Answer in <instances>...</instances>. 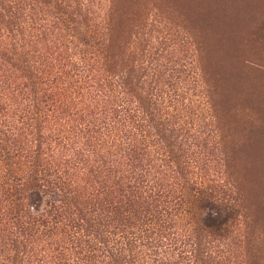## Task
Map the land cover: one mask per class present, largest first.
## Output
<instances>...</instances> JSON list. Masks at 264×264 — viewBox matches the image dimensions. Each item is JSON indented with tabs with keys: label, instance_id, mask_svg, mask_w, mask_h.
I'll use <instances>...</instances> for the list:
<instances>
[{
	"label": "trees",
	"instance_id": "obj_1",
	"mask_svg": "<svg viewBox=\"0 0 264 264\" xmlns=\"http://www.w3.org/2000/svg\"><path fill=\"white\" fill-rule=\"evenodd\" d=\"M121 1L0 0V264H224L240 219L258 258L228 156L205 174L224 89L199 68V124L185 30Z\"/></svg>",
	"mask_w": 264,
	"mask_h": 264
},
{
	"label": "rangeland",
	"instance_id": "obj_2",
	"mask_svg": "<svg viewBox=\"0 0 264 264\" xmlns=\"http://www.w3.org/2000/svg\"><path fill=\"white\" fill-rule=\"evenodd\" d=\"M121 2L136 4L133 10L142 17L154 14L152 7L160 8L169 22L165 24L166 28L172 31L179 25L185 30L179 31L184 43L179 42L176 53L181 59L180 64L190 62L185 82L188 91L183 98L190 100V114L197 117L199 124L205 122L209 115L208 112L205 116V109L199 103L204 91L198 78L199 68L213 75L214 82L216 80L219 88L224 89H221L219 99L225 104L223 114L228 122L227 134L234 143L224 155L219 146L215 147L209 156L211 162H208L205 174L209 179L219 177L224 156H228L229 176L236 179L243 197L245 230H251L257 237L260 254L258 258H253L251 243L246 240L247 244L243 247L244 244L238 242L246 232L240 219L239 234L235 236L237 240L233 239L227 248H214L215 259L218 260L216 255L224 253V264H264V0ZM197 42L202 51L198 55L200 66L195 68L194 47ZM192 77L194 81H191ZM179 222L183 223L178 220L177 224Z\"/></svg>",
	"mask_w": 264,
	"mask_h": 264
}]
</instances>
